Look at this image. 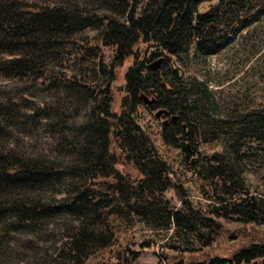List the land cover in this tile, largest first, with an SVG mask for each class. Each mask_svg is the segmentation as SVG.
I'll return each mask as SVG.
<instances>
[{
  "label": "trees",
  "instance_id": "obj_1",
  "mask_svg": "<svg viewBox=\"0 0 264 264\" xmlns=\"http://www.w3.org/2000/svg\"><path fill=\"white\" fill-rule=\"evenodd\" d=\"M262 16L264 0H0V79L23 82L25 92L38 82L41 90L61 91L87 106L79 121L57 104L28 112L19 90L0 91V239L37 232L70 215L77 223L61 256L74 264L113 244L118 217L135 216L157 230L190 231L204 245L214 241L216 220L166 197L177 181L137 123L138 108L159 120L162 143L206 182L216 217L264 224V185L253 193L244 188L236 160L247 141L264 144V112L244 115L239 125H218L206 117V87L184 78L173 59L190 51L212 53ZM85 29L98 30L102 44L113 48L112 79L128 64V108L115 107L109 83L96 90L52 75L63 49ZM39 129L52 137L50 154L25 144ZM219 138L223 146L205 155L204 146ZM53 190L61 197L47 196ZM193 220L209 228L208 235L198 233ZM173 264H264V240L228 257Z\"/></svg>",
  "mask_w": 264,
  "mask_h": 264
},
{
  "label": "rangeland",
  "instance_id": "obj_2",
  "mask_svg": "<svg viewBox=\"0 0 264 264\" xmlns=\"http://www.w3.org/2000/svg\"><path fill=\"white\" fill-rule=\"evenodd\" d=\"M88 0H77L82 5ZM98 14L100 11H96ZM113 48L102 44L98 30L85 29L75 35L63 49L59 66L51 71L61 79H69L101 90L106 84L113 89L115 107L128 108L129 98L123 91V68L116 71L112 79L110 63ZM184 78L201 81L207 89L206 117L218 125L237 124L244 115L264 112V16L256 22L239 28L219 49L207 55H193L190 51L181 59L173 57ZM47 80H43V82ZM44 82V83H45ZM38 82L32 91H20L23 82L0 79V91L19 90L28 100V112L34 107L61 106L63 111L78 114L81 120L87 106L65 96L55 89H39ZM44 85V84H43ZM64 96V97H63ZM57 104V105H56ZM32 107V108H31ZM137 123L151 137L152 143L162 160L173 172L177 185L166 192L176 207L186 204L197 216L209 217L219 223L217 238L204 245L192 232H177L153 229L135 216L118 217L113 220V244L87 257L83 264H173L177 260L207 261L214 256L228 257L235 250L250 242L264 240V224H243L232 218L216 217L212 213L215 201L210 198L206 182L194 176L181 163L178 152L165 146L160 138L159 120L144 108L134 113ZM220 135L224 133L219 131ZM222 137V136H221ZM25 144L44 154H50L52 137L44 129L34 131ZM222 138L204 146L208 155L223 146ZM229 154L231 153L228 150ZM236 156L242 172L239 177L244 188L253 193L264 185V144L247 141L246 146L237 148ZM70 183V181H68ZM75 182V181H71ZM64 189V186L60 187ZM61 197L55 190L49 192ZM51 200V198L49 199ZM77 220L62 215L44 223L34 233H10L0 239V264H74L61 256L71 229ZM195 230L203 236L209 228L199 221H192Z\"/></svg>",
  "mask_w": 264,
  "mask_h": 264
},
{
  "label": "water",
  "instance_id": "obj_3",
  "mask_svg": "<svg viewBox=\"0 0 264 264\" xmlns=\"http://www.w3.org/2000/svg\"><path fill=\"white\" fill-rule=\"evenodd\" d=\"M127 97V96H126Z\"/></svg>",
  "mask_w": 264,
  "mask_h": 264
}]
</instances>
